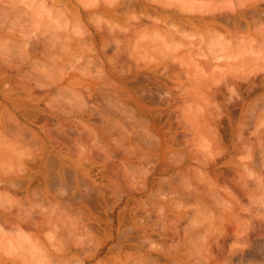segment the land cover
<instances>
[{
    "label": "clouds",
    "instance_id": "9594fccd",
    "mask_svg": "<svg viewBox=\"0 0 264 264\" xmlns=\"http://www.w3.org/2000/svg\"><path fill=\"white\" fill-rule=\"evenodd\" d=\"M257 68L264 0H0V264H264Z\"/></svg>",
    "mask_w": 264,
    "mask_h": 264
},
{
    "label": "rangeland",
    "instance_id": "374dc122",
    "mask_svg": "<svg viewBox=\"0 0 264 264\" xmlns=\"http://www.w3.org/2000/svg\"><path fill=\"white\" fill-rule=\"evenodd\" d=\"M214 9H216V8H214ZM248 43H251V42H248ZM252 45H253V47L255 46L254 42H252ZM36 49H37V51L39 50L38 48H36ZM253 50H255L257 53H259L258 50H256V47H255V49L253 48ZM254 70L251 71V73H249L248 83H246L244 85V87L249 88L250 90L254 88L255 91H257V92H264V72L261 73L258 68L254 69ZM252 115L253 116L255 115V108H253V110H252ZM244 133L251 134V135L257 137L258 140H259V138H261V135H262L261 132L256 131L255 122L253 123L252 127H245ZM244 139H247V136H244ZM224 163L227 166L231 162L225 161ZM134 203H135L134 198L131 201L126 200L124 204H121L120 207L115 210L114 215L116 216L117 224L120 222V219L123 216H127L129 219L132 218V207L131 206ZM93 207H95V205H93ZM247 233H248V225H244L243 230L239 233V237H240L239 240L237 241L236 244L233 245V247L236 249V254L238 256L240 255V252L242 253V251H249V250L253 249L252 248L253 246L251 244H248L247 241L249 238H251L252 240H255L257 233L252 232L251 237L246 235ZM109 245H111L114 249H118L120 246L118 241H116V242L109 241L102 249H100L99 256L97 257V259L105 257L106 254H110ZM241 264H244V261H241ZM247 264H258V262L254 259H249L247 261Z\"/></svg>",
    "mask_w": 264,
    "mask_h": 264
},
{
    "label": "bare ground",
    "instance_id": "6f19581e",
    "mask_svg": "<svg viewBox=\"0 0 264 264\" xmlns=\"http://www.w3.org/2000/svg\"><path fill=\"white\" fill-rule=\"evenodd\" d=\"M212 11L216 14V19L217 20H223V18L224 17H226V16H228V13H226V12H223V11H221V10H219V9H212ZM231 27V26H230ZM222 35H223V33H222V31H221V33H220V37H218V39H217V43H218V45L219 46H221V47H223V45H224V40L222 39ZM224 42V43H223ZM249 42H251V43H248V50L249 51H251L253 54H255V55H259V53H257L255 50H253V48L255 49V46L253 47V45H252V42L253 41H249ZM38 48V47H37ZM37 50V49H36ZM257 50V49H256ZM259 52V51H258ZM255 71V70H254ZM257 71V70H256ZM251 73V72H250ZM262 73V72H261ZM260 73V74H261ZM257 75V74H256ZM255 76V75H254ZM263 76V75H262ZM255 87V86H254ZM254 123V122H253ZM245 240V239H244ZM253 248V247H252ZM255 250V251H254ZM262 251H264V248H260V249H252V250H249V251H242V253L240 252V257H244V256H246V255H250V254H252L253 252H262ZM241 261H243V260H241Z\"/></svg>",
    "mask_w": 264,
    "mask_h": 264
}]
</instances>
